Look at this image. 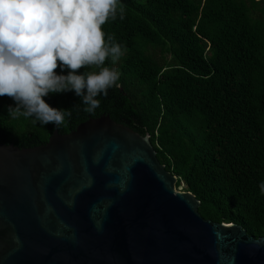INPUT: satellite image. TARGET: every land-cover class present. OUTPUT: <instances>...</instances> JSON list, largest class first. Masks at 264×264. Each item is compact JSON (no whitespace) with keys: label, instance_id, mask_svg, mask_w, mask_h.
<instances>
[{"label":"trees","instance_id":"16d2710c","mask_svg":"<svg viewBox=\"0 0 264 264\" xmlns=\"http://www.w3.org/2000/svg\"><path fill=\"white\" fill-rule=\"evenodd\" d=\"M121 3L124 18L102 26L126 49L115 64L119 87L97 97L91 114L72 91L45 97L71 113L59 128L10 118L7 106L15 102L0 96V141L34 147L55 129L70 133L108 114L150 133L159 161L177 176V188L184 183L201 201L205 219L263 236L264 0Z\"/></svg>","mask_w":264,"mask_h":264},{"label":"water","instance_id":"95a60500","mask_svg":"<svg viewBox=\"0 0 264 264\" xmlns=\"http://www.w3.org/2000/svg\"><path fill=\"white\" fill-rule=\"evenodd\" d=\"M150 137L103 114L0 141V264H264V235L205 219Z\"/></svg>","mask_w":264,"mask_h":264},{"label":"clouds","instance_id":"9594fccd","mask_svg":"<svg viewBox=\"0 0 264 264\" xmlns=\"http://www.w3.org/2000/svg\"><path fill=\"white\" fill-rule=\"evenodd\" d=\"M118 14L121 0H0V96L15 102L8 116L59 128L71 113L45 97L69 91L93 113L97 97L119 87L115 64L126 49L102 27ZM258 187L264 195V180Z\"/></svg>","mask_w":264,"mask_h":264},{"label":"rangeland","instance_id":"374dc122","mask_svg":"<svg viewBox=\"0 0 264 264\" xmlns=\"http://www.w3.org/2000/svg\"><path fill=\"white\" fill-rule=\"evenodd\" d=\"M177 189L181 190V191H186V185L184 183H182L181 186L178 187Z\"/></svg>","mask_w":264,"mask_h":264}]
</instances>
